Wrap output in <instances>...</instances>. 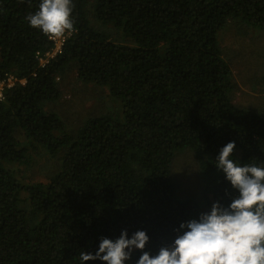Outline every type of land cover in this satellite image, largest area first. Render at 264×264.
Masks as SVG:
<instances>
[{
    "label": "trees",
    "instance_id": "1",
    "mask_svg": "<svg viewBox=\"0 0 264 264\" xmlns=\"http://www.w3.org/2000/svg\"><path fill=\"white\" fill-rule=\"evenodd\" d=\"M40 2L0 0V78L26 79L0 101V264H80L82 251L95 254L101 238L124 230L129 238L145 231L155 255L182 222L238 195L215 166L223 146L235 141L233 159L264 167V111L234 102L219 39L237 19L264 32V0H94L100 27L88 0H73L75 30L45 63L54 44L25 19ZM72 67L81 81L107 87L121 112L69 131L47 105ZM36 146L59 166L25 182L20 166ZM182 150L202 174L200 193L178 189L173 161Z\"/></svg>",
    "mask_w": 264,
    "mask_h": 264
},
{
    "label": "clouds",
    "instance_id": "2",
    "mask_svg": "<svg viewBox=\"0 0 264 264\" xmlns=\"http://www.w3.org/2000/svg\"><path fill=\"white\" fill-rule=\"evenodd\" d=\"M73 9V0H41L39 9L25 19L30 27L58 39L75 30ZM235 147V141L227 143L215 160L238 193L227 207L217 201L198 219L182 222L174 240L155 255L145 250L150 239L145 231L129 238L124 230L115 240L101 238L95 254L82 251L80 264H126L135 251L141 252L135 264H264V167L241 165L232 158Z\"/></svg>",
    "mask_w": 264,
    "mask_h": 264
},
{
    "label": "rangeland",
    "instance_id": "3",
    "mask_svg": "<svg viewBox=\"0 0 264 264\" xmlns=\"http://www.w3.org/2000/svg\"><path fill=\"white\" fill-rule=\"evenodd\" d=\"M93 2L88 0L90 18L94 25L100 27L92 15ZM111 36L116 42H125L119 32L114 31ZM219 39L236 82L234 102L248 110L264 111V83L260 79L264 73V32L237 19L227 24ZM58 83L62 95L59 100L48 103L47 109L58 113L67 123L69 131H76L90 117L121 112V101L113 99L107 87L81 81L75 67L68 69ZM24 138L21 136L22 140ZM28 149L30 161L20 166L23 170L19 178L25 182L47 180L59 162L38 146ZM189 157L192 159V151L182 150L173 161V172L181 195L202 191L199 180L202 174L199 171L194 173L198 167L192 164Z\"/></svg>",
    "mask_w": 264,
    "mask_h": 264
},
{
    "label": "built area",
    "instance_id": "4",
    "mask_svg": "<svg viewBox=\"0 0 264 264\" xmlns=\"http://www.w3.org/2000/svg\"><path fill=\"white\" fill-rule=\"evenodd\" d=\"M69 34L70 33H66L62 38H58V39L48 37L53 42L54 48L45 54V58H41L42 63L47 62V59L52 58L56 54L62 52L65 40L69 36ZM25 83H26V79H20L12 73H7L4 77L0 78V101H3L5 99L6 90L8 88H11L17 84H25Z\"/></svg>",
    "mask_w": 264,
    "mask_h": 264
}]
</instances>
